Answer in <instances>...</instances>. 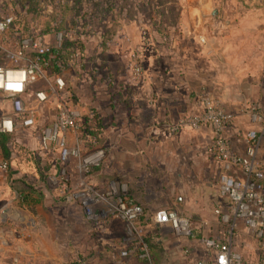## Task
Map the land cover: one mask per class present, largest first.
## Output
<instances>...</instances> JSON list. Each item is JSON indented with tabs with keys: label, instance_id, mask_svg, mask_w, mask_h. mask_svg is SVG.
Instances as JSON below:
<instances>
[{
	"label": "crops",
	"instance_id": "obj_1",
	"mask_svg": "<svg viewBox=\"0 0 264 264\" xmlns=\"http://www.w3.org/2000/svg\"><path fill=\"white\" fill-rule=\"evenodd\" d=\"M186 1L179 9L183 22L168 44L156 27L125 20L108 51V79L100 82L96 68L90 90L71 87L78 101L89 104L102 121L96 146L105 149L106 157L102 169L87 179L99 190H105L110 179L126 183L144 211L141 223L154 264H195L189 253L195 243L186 239L185 249L174 245L170 227L151 221L156 211L173 210L174 201L177 208H200V217L192 220L204 236L224 224L214 213L226 200L215 187L222 168L207 153L213 130L170 127L182 116L197 113V97L206 92L232 115L223 136L241 153L245 133L259 129L245 106L257 103L264 108V20L258 18L263 11L218 9V0ZM135 49L143 67L139 80L130 73ZM69 172L78 176V187L82 175L76 169ZM21 178L11 175V184L4 186L20 200L12 199L0 210V264H141L131 254L121 256L127 248L121 221L112 218L92 225L70 196L73 189H47L28 181L24 188H14L12 181Z\"/></svg>",
	"mask_w": 264,
	"mask_h": 264
},
{
	"label": "built area",
	"instance_id": "obj_2",
	"mask_svg": "<svg viewBox=\"0 0 264 264\" xmlns=\"http://www.w3.org/2000/svg\"><path fill=\"white\" fill-rule=\"evenodd\" d=\"M13 18L7 15L0 19V41L11 29ZM61 36L55 37L58 45ZM41 39L23 40L14 48L0 50L4 63L0 65V92L9 101L12 113L0 118V134H11L18 122L33 130L38 148L45 154L56 157L59 165L75 159L78 174L82 175L79 186L70 191V196L81 206L85 219L92 225L106 223L112 218L124 225L123 243L127 247L121 256L131 254L141 264H153L151 250L145 241L142 226V207L128 194L126 183L110 179L105 190H99L87 179L90 168L102 167L105 158L98 148L84 155L80 134L85 116L91 106L74 100V95L63 74L50 75L46 56L50 44ZM130 73L134 80L143 75L140 51L135 49L130 58ZM200 108L197 113L179 118L171 131L179 129L199 130L209 127L214 132L212 145L207 153L221 166L215 187L226 204L214 210L224 224L232 228L240 222L255 239L264 238V158L260 156L264 136V109L250 103L244 110L250 121L259 129L244 135L243 152H235L223 136L232 122V115L219 100L206 92L197 97ZM17 123V124H18ZM239 170L240 175L235 171ZM62 169L58 175L65 180ZM64 189L68 187L66 185ZM153 224L167 225L176 236L186 238L209 251L213 264H239L240 254L235 250L233 237L228 232L217 239L201 235L196 223L171 209H161L151 216ZM195 264H209L208 260H195Z\"/></svg>",
	"mask_w": 264,
	"mask_h": 264
},
{
	"label": "rangeland",
	"instance_id": "obj_3",
	"mask_svg": "<svg viewBox=\"0 0 264 264\" xmlns=\"http://www.w3.org/2000/svg\"><path fill=\"white\" fill-rule=\"evenodd\" d=\"M97 1L0 0V19L7 15H11L13 18L12 28L3 36L0 41V47L12 48L13 50L22 36L38 34L46 35L42 44H52L55 42V34L49 31L54 26H60L65 30L63 35L74 43L73 50H71V54L73 53L72 58L63 69L64 79L70 85L69 87H72L75 91H86L90 88L89 79L93 77L94 71H97L96 68H98V71L95 75L98 76L100 82L103 83L108 79L107 71L109 65H111L108 63L112 61L110 59L111 54H105L106 49L103 46H99L100 41H102L100 36L105 31V20L113 17L115 19L112 25L119 26L125 20L129 23L141 22L152 25L158 29L157 32L161 40L168 44L171 39L170 36L177 33V25L183 22L181 21L182 17L179 14V9L183 7V3L187 2L186 0H103V4H100L101 14L94 12L87 15L85 11L91 13L94 9H98L94 5ZM218 1L214 5L218 9H242L247 7L248 9L262 10L263 16L258 15V18L264 20V0ZM110 5H112V10L109 9ZM119 26L116 32H118ZM172 29L174 30L173 33ZM261 50L264 53V49ZM3 63L4 55L0 50V65ZM115 64L117 65V63ZM11 113L9 101L0 92V118L9 116ZM17 123L14 132L8 137L0 136L1 211L8 208L12 199L20 200V197H14L13 191L5 192L4 186L11 184V175L12 179L14 176H20L25 184L28 181L33 185H42L47 189L64 184L69 191L76 187V183L79 180L77 175L69 172L71 169L77 170L75 159H70L63 166L59 165L56 157L39 150L33 131ZM97 148L100 147L84 139L82 143V153L84 155L91 153ZM260 153L261 157L264 158V136L262 137ZM62 169L66 172L65 180H62L58 175V172L60 173ZM210 204L213 206L214 203L210 202ZM173 211L194 219L195 217H200L201 210L194 207L177 208L174 201ZM212 232H215V234L211 235ZM228 232L233 237L234 247L241 256L240 262L242 264H259L261 262L262 254H264V238H253L240 222H237L233 228L227 224H218V227L215 230L212 229L211 233H207V235L217 239L218 237H224ZM169 237L174 240V245L179 248L185 249L188 247L189 242L186 241V238L176 236L172 232H170ZM193 248L194 250H189V253L191 254L190 258L194 261L196 260L195 257L200 258L199 260H211L212 257H210L209 251L204 247L194 245ZM209 264L213 263L209 261Z\"/></svg>",
	"mask_w": 264,
	"mask_h": 264
},
{
	"label": "trees",
	"instance_id": "obj_4",
	"mask_svg": "<svg viewBox=\"0 0 264 264\" xmlns=\"http://www.w3.org/2000/svg\"><path fill=\"white\" fill-rule=\"evenodd\" d=\"M121 1H125V0H121ZM100 4H103V0H98L94 4L96 7H98V9H94L91 13H87V11H85V13L87 15H90L94 12H98V14H101L102 9L100 8ZM111 6L112 5H110V7H109L110 10H112ZM114 19L115 18L111 17L109 20L107 19L104 21L105 22V31L103 32L102 36H100L102 41H100L99 46H101V47L103 46L104 49H106L105 54H107L108 51H110L109 44H111L114 36L117 33L116 29L119 26V25H112V23L114 22ZM120 26H121V24H120ZM64 31L65 30H63L60 26H56V27L54 26L49 31L50 33L55 34L54 35L55 37L57 35L61 36V39H60V42L58 45H56L55 42L50 44V53L46 56V59L48 62V72L50 75L63 74V69L67 66V64L69 63L68 61L72 58L73 53L71 54V50H73L74 43L69 41L67 39V37H65L63 35ZM45 38H46L45 34L22 36L19 39V41L17 42L15 48L18 47L23 40H28V39L29 40H36V39L44 40ZM72 92L74 95V100L78 101V97L75 95L73 90H72ZM101 128H102V121L98 117L97 112L91 107L90 113L87 116H85V118H84V121L82 124V132L80 134V137H82L85 140H89L90 142H92L93 144L96 145L98 140H99L98 135L101 131ZM8 135H10V134H0V136H6V137H8ZM101 149H103V148H101ZM103 150L105 152V157H106V151H105V149H103ZM104 160H105V158H104ZM101 169H102V167L90 168L89 175L91 176L94 172L100 171ZM24 185H25V183H24V180H22V179L12 181V186L14 188H22V187L24 188ZM21 194L23 195V192ZM27 198H28V196H24L25 201L27 200ZM34 200H37V199H34ZM144 216H145V214L143 211V215H142L141 219H143ZM145 241L150 248V244L148 243V241L146 239H145ZM239 264H242V262H240ZM259 264H264V254H262L261 262Z\"/></svg>",
	"mask_w": 264,
	"mask_h": 264
}]
</instances>
